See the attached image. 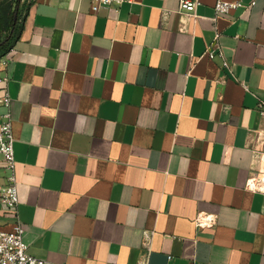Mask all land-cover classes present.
I'll use <instances>...</instances> for the list:
<instances>
[{
	"label": "crops",
	"instance_id": "0c3cea01",
	"mask_svg": "<svg viewBox=\"0 0 264 264\" xmlns=\"http://www.w3.org/2000/svg\"><path fill=\"white\" fill-rule=\"evenodd\" d=\"M9 1L0 74L28 253L264 264V194L247 186L264 171V0L217 14L216 0ZM14 221L0 205V229Z\"/></svg>",
	"mask_w": 264,
	"mask_h": 264
},
{
	"label": "built area",
	"instance_id": "2783aa9c",
	"mask_svg": "<svg viewBox=\"0 0 264 264\" xmlns=\"http://www.w3.org/2000/svg\"><path fill=\"white\" fill-rule=\"evenodd\" d=\"M9 0H0V15L2 11V4ZM26 3H31L33 0H24ZM112 0H93L96 3H108ZM255 1L244 3L237 0H216L214 9L217 13H228L232 9L239 7H248ZM198 0H180V8L188 11H195ZM216 31L215 37L218 36ZM208 45L206 53L211 57L216 51H220V46L217 44ZM4 56L0 57V61L6 63ZM224 65H228L224 60ZM9 75L0 74V85L2 87V94L0 95V105L5 107V111L0 114V153L3 156L5 167L8 170L7 180L5 183H0V205L4 210L14 215L15 221L11 230L0 229V264H61L55 263L49 259L36 257L28 253V243L24 238L25 227L19 218L18 214V179L16 175V158L14 150V136L12 132V117L10 111L11 95L9 92ZM262 107L261 113L264 114V100L259 102ZM247 186L253 191H260L264 194V171H254L250 175ZM200 213L198 220H209L210 215ZM141 264H146L142 262Z\"/></svg>",
	"mask_w": 264,
	"mask_h": 264
},
{
	"label": "trees",
	"instance_id": "16d2710c",
	"mask_svg": "<svg viewBox=\"0 0 264 264\" xmlns=\"http://www.w3.org/2000/svg\"><path fill=\"white\" fill-rule=\"evenodd\" d=\"M16 13L17 9L13 8V2L7 1L0 15V32L5 34L4 38L0 37V57L5 55L10 48L11 40L8 36L15 26Z\"/></svg>",
	"mask_w": 264,
	"mask_h": 264
},
{
	"label": "rangeland",
	"instance_id": "374dc122",
	"mask_svg": "<svg viewBox=\"0 0 264 264\" xmlns=\"http://www.w3.org/2000/svg\"><path fill=\"white\" fill-rule=\"evenodd\" d=\"M0 37L1 38H4L5 37V34H3L2 32H0Z\"/></svg>",
	"mask_w": 264,
	"mask_h": 264
}]
</instances>
